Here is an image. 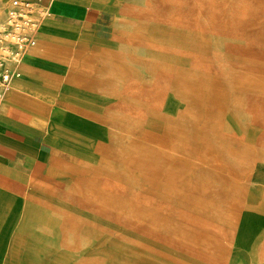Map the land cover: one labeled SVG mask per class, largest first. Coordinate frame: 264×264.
Segmentation results:
<instances>
[{"label": "crops", "instance_id": "obj_1", "mask_svg": "<svg viewBox=\"0 0 264 264\" xmlns=\"http://www.w3.org/2000/svg\"><path fill=\"white\" fill-rule=\"evenodd\" d=\"M238 1L86 0L84 7H60L68 13L57 10L41 31L40 49L21 66L20 77L0 107V253L7 260L2 264H32L31 249L48 248L44 237H30L16 225L32 183L63 202L102 215V207L78 196L75 178L62 175L54 180L50 175L59 160L75 168L118 169V174L119 169L137 167L124 162L126 157L136 156L131 142L126 141L141 138L133 121H143L144 112L123 100L96 95L103 91L90 82L169 61L218 40H263L264 14L252 0ZM240 111L252 122L264 124V104L246 105ZM202 113L178 117L188 121ZM221 118V123H238L236 113ZM5 134L18 135L28 149H6L2 144ZM237 134L243 133L239 130ZM261 149L263 153L256 158L264 154V147ZM256 175L253 165L247 183L251 191L259 188V181L253 180ZM121 183L118 189L126 186ZM123 202L121 215L112 216L116 224L122 225L125 216ZM247 202L249 224L254 210ZM248 224L239 237L243 238ZM39 229L51 235L47 225L40 224ZM263 239L264 234L256 244L254 240L242 242L255 257ZM85 240L90 244L85 245ZM69 243L75 245L73 236ZM91 243L84 238L85 247ZM233 246L231 243V253Z\"/></svg>", "mask_w": 264, "mask_h": 264}, {"label": "rangeland", "instance_id": "obj_2", "mask_svg": "<svg viewBox=\"0 0 264 264\" xmlns=\"http://www.w3.org/2000/svg\"><path fill=\"white\" fill-rule=\"evenodd\" d=\"M12 1L6 0L0 21L5 19ZM26 1H42L48 7L43 29L60 7H84L86 0ZM252 1L264 14V0ZM241 3L239 0L237 4ZM60 10L62 14L68 13L65 8ZM258 40H218L169 61L155 62L141 70L109 74L90 82L103 91L96 95L120 99L141 108L148 133L162 128L160 119H179L180 114L194 115L196 111L210 109L220 111L221 117L225 113L238 115V123L229 120L221 123L217 135L223 137L224 144L229 147L223 156L198 152L196 144L185 143L175 151L164 152L173 158L169 166L119 169V175L126 180V186L117 191L124 201L123 226L142 243L162 250L179 264H264V243L253 257L239 237L248 224L247 200L251 190L247 183L253 160L263 153L261 146L264 147V124L252 122L251 117L240 111L246 105L264 104V39ZM124 83L125 86L119 88ZM133 122L134 128L138 123L136 119ZM239 130L242 135L237 134ZM138 140L126 142H131L130 147H133ZM256 140L261 144L251 143ZM2 144L9 150L28 149L15 134H5ZM83 177L89 178L88 175ZM261 193L264 197V190ZM141 201L143 204L154 202L180 219L182 225L171 220L158 221L167 228L166 232L158 233L147 225H136L131 220L136 214H143L146 219L150 217L143 208L145 205H140ZM19 213L18 231L27 232L33 238L42 236L45 241L53 239L54 243H59V250L70 249L71 257L76 259L83 258L82 251L94 248L97 240L114 231L87 219L70 228L60 224L59 229L50 230L51 235H47L36 224L28 230L23 229L21 210ZM175 233L188 236L199 247L187 246L173 236ZM72 236L73 246L69 243ZM84 238L92 241L90 246L83 245ZM231 243L234 245L232 253ZM84 244L89 245L90 241L85 240ZM55 256V253H34V264H53ZM4 260L5 254L0 253V264Z\"/></svg>", "mask_w": 264, "mask_h": 264}, {"label": "bare ground", "instance_id": "obj_3", "mask_svg": "<svg viewBox=\"0 0 264 264\" xmlns=\"http://www.w3.org/2000/svg\"><path fill=\"white\" fill-rule=\"evenodd\" d=\"M5 2L6 0H0V15H4ZM41 30L37 34L35 46L25 55L19 67H17L16 75L10 80L9 88L3 96V101L15 83L16 77H20L19 69L21 66L33 53L40 49ZM221 119L219 114L207 109L203 110L201 115L190 116L188 122L172 117L162 118L159 121V126H162V128L150 131V133L145 129L144 121L136 119L138 124L134 128L141 137L133 146L136 156L132 159L126 157L124 162L127 165L129 163L132 165L136 164V169H149L153 165L169 166L173 158L169 154H164V152L175 151V149L185 143L196 144L198 152L205 151L212 155L223 156L228 152L229 147L224 144L223 137L221 138L217 135L221 128ZM254 142L258 143V140L251 143ZM253 165L257 172L253 180L259 181V188H256L257 191L250 192L249 201L252 203L254 211L249 214V224L243 232L242 241L245 244L253 240L256 244L264 234V197L261 196V190H264V154L253 160ZM54 166L57 168L53 167L50 169V175L54 179H61L62 175L75 178V185L78 186L76 189L78 196L102 207L104 211L100 216L88 213L87 210L63 202L57 195L39 189L32 183L28 201L24 209L21 210L23 229L28 230L30 229L28 227H33V224H36V226L44 224L50 227L49 230L54 231L60 228V224L67 225L70 228L76 222L79 223L88 219L90 221H98L101 226H106L114 231L112 234L106 235L107 237L104 236L97 240L94 248L82 251L80 255L85 256L81 259L72 258L70 249L59 250L57 246L59 243H54L53 239L45 241L49 249L44 247L40 248V251L31 249L29 256L32 264L35 262L34 253L37 252L42 255L55 253L57 256H55L53 264H179L162 250L147 243H142L136 234L126 229L123 224H116L112 221V216L121 215L122 200L116 194V191L122 186L121 182L126 181L114 169L89 170L87 168H75L73 165H63L62 161H59V164ZM87 175L89 178L83 177ZM127 182L129 183V181ZM140 205H145L143 208L150 213V217L146 219L143 214H136L138 216L131 218L135 224H144L161 232H166L167 228L159 224L158 221L166 222V220H171L178 225H182L180 219L173 217L167 210L154 202L143 204L141 201ZM121 231L123 233L120 235ZM173 236L178 237L187 246L192 248L199 247V244L192 241L188 236L177 233L173 234Z\"/></svg>", "mask_w": 264, "mask_h": 264}, {"label": "built area", "instance_id": "obj_4", "mask_svg": "<svg viewBox=\"0 0 264 264\" xmlns=\"http://www.w3.org/2000/svg\"><path fill=\"white\" fill-rule=\"evenodd\" d=\"M47 10L40 2L14 0L0 23V107L17 67L36 44Z\"/></svg>", "mask_w": 264, "mask_h": 264}]
</instances>
